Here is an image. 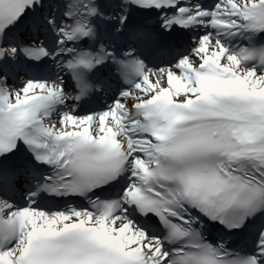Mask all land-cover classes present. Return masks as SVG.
Listing matches in <instances>:
<instances>
[{
    "label": "snow or ice",
    "instance_id": "snow-or-ice-1",
    "mask_svg": "<svg viewBox=\"0 0 264 264\" xmlns=\"http://www.w3.org/2000/svg\"><path fill=\"white\" fill-rule=\"evenodd\" d=\"M157 11L132 88L0 106V264H264V0Z\"/></svg>",
    "mask_w": 264,
    "mask_h": 264
},
{
    "label": "bare ground",
    "instance_id": "bare-ground-1",
    "mask_svg": "<svg viewBox=\"0 0 264 264\" xmlns=\"http://www.w3.org/2000/svg\"><path fill=\"white\" fill-rule=\"evenodd\" d=\"M238 1V0H237ZM240 2V1H239Z\"/></svg>",
    "mask_w": 264,
    "mask_h": 264
}]
</instances>
